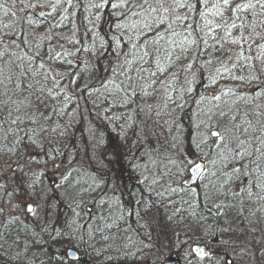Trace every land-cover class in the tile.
<instances>
[{
	"label": "trees",
	"instance_id": "1",
	"mask_svg": "<svg viewBox=\"0 0 264 264\" xmlns=\"http://www.w3.org/2000/svg\"><path fill=\"white\" fill-rule=\"evenodd\" d=\"M91 2L92 0H80L76 13L68 21H63L60 15L49 17L43 23L41 21L44 18L31 17L39 26L29 27L28 31L34 33L37 38L48 35L50 24L62 25L53 30L55 35L50 41H44L41 55L45 59L48 58L49 45L62 54L59 59L52 61V66L65 72L64 85L69 99L65 100L64 96H61V107L57 114H53L50 109L41 110L45 116L51 117L46 126L57 129L54 133H45L50 142L45 144V148L58 150L59 154L55 159L61 167L56 173V180L60 185L58 190H64L61 197L64 205L48 212L49 219L47 216H41L40 219L32 218L31 215L22 216L24 223L14 226L12 237L18 235L19 248L27 249L24 264H159L158 258H163L164 264H189V247L195 245L192 237L200 236L203 230L193 231L194 225L191 224L189 215L193 208L184 203L190 199L186 190L200 191V188L195 186L199 184L203 187L208 182L219 185L224 179L222 171L232 166L227 161L218 159L217 149L208 134L209 127H203L200 121L204 122L209 116H216L221 110L235 112L239 109L241 113L248 111L249 116L246 119H251L254 124L257 120L264 122V116L255 114L254 104L245 105L234 95H224L229 89L244 92L250 90L253 85H244L239 80L231 79L228 74L217 77L218 82L212 84L208 67H200L205 58L199 57L195 49L185 56L178 47L170 43L173 39L170 35H165L158 45H153L160 48L157 59L167 71H156L153 65L151 70L156 71L155 76L138 79L141 76L147 77L152 62V57L144 58L148 63L140 61L142 49L138 51L133 47V44H141L143 37H140L138 32L129 31L122 40H118L121 30L116 25L128 23L127 18L114 15L110 6L91 8ZM95 2L98 3L99 0ZM8 3L11 7V0H8ZM97 13L99 17L93 25L90 20ZM21 15L23 13L17 11L16 16H12L11 12L4 16L0 11V26L16 22ZM142 19L138 21L141 28ZM196 19L194 14L188 23L195 24ZM258 20L264 21V15ZM248 22L251 23L250 20ZM257 30L264 32V27L258 26ZM238 31L234 30V34ZM148 35L154 38L152 33ZM161 35H164L163 31ZM129 36L134 39L130 41ZM175 39L179 40L180 37ZM260 43H264V36L255 41V44ZM66 53L71 55H65ZM20 54L23 55V51ZM125 60L136 61L134 70L128 73L132 78L131 82L121 73L120 64ZM67 61H71V65ZM189 64L192 65L191 68L188 67ZM247 72L248 69L245 68L244 73L237 71L235 75ZM71 73H75L72 77L75 80L73 84H69ZM152 80L156 83L152 84ZM85 85L89 86L87 90ZM214 92L222 97L219 109L215 107L218 102L211 98ZM256 103L264 104V100H258ZM201 135L207 138V143L197 148L196 143ZM30 143L25 140L20 145L21 159L29 161L26 166L34 170L37 167L44 169L48 157L40 148L25 147ZM181 157L190 164L195 162L196 157L203 158L205 162L203 174H208L191 188L184 184L183 178L188 174V170L182 167ZM15 159V156H0V162ZM151 161L169 163L170 167H177L180 175H175L174 179H180L183 188L180 183L177 192H166L163 201L158 198L156 191L174 186H171L169 181L166 182L164 177L152 179L147 175L141 176V172L138 173L141 167H148ZM173 161L176 163H172ZM47 167H53L51 161H48ZM81 171L97 179L94 182H97L96 185L87 184L81 179ZM213 172L217 175H211ZM250 179L251 176L246 178ZM154 180L157 183L153 184ZM221 199L228 203L231 197L225 199L222 196ZM88 201L92 208L90 211L83 207ZM260 203L264 205V201L245 198L243 216L238 214L240 205L237 203V207L229 210L226 216L209 218L204 229L210 234L200 241V245L204 246L206 243L211 249L224 252L220 241L227 240L228 234L221 235V230L229 227L233 221L236 223L238 219H241V223L237 224L245 229L244 217L249 216L250 212H255ZM177 208L180 212L176 213L170 222L168 216ZM137 211L141 214L137 215ZM196 211L199 212L200 209L196 208ZM86 212L89 216L84 218ZM54 215L57 217L55 223ZM182 216L186 219L181 220ZM257 218L259 217H250L253 220L251 226L257 229L256 233L249 237L253 245L264 230V219L260 224H256ZM163 222L176 229V242L170 249L167 247V253L161 250L155 253L154 247L150 245L151 238L157 233L155 228H161ZM56 232L63 235L53 239ZM142 238L143 244L140 241ZM186 240L187 243H184ZM19 248L8 249L11 258L0 256V264H20L15 256ZM67 248L78 251V261L71 262L66 259L64 251ZM150 252L153 255H149ZM171 253L176 254L175 259L168 262L167 256ZM152 258H155L156 262ZM227 258H232L229 249ZM243 259L251 260V263L255 264L250 257ZM201 264H208V261L204 260Z\"/></svg>",
	"mask_w": 264,
	"mask_h": 264
},
{
	"label": "snow or ice",
	"instance_id": "2",
	"mask_svg": "<svg viewBox=\"0 0 264 264\" xmlns=\"http://www.w3.org/2000/svg\"><path fill=\"white\" fill-rule=\"evenodd\" d=\"M78 5L80 0H11L10 7L8 0H0V11L4 16H8L10 12L12 16H16L17 11L23 13L16 22L0 26V156L16 157L15 160L0 162V250H5L0 251V256L11 258L8 249L19 248V236L13 238L12 230L14 226L24 223L21 217L29 215L38 217L40 204L37 200L42 194L38 182L47 168L48 161L52 162L54 169L61 167L55 159L59 154L58 150L45 148V144L50 143L45 133H54L57 129L46 126L51 117L45 116L41 108L50 109L53 114H57L61 107V96L63 95L65 100L69 99L64 85L65 72L58 71L52 66V61L59 59L62 54L56 52L54 46L49 45L48 58L45 59L41 55V49L44 41H50L55 35L53 30L62 25L50 24L48 35L37 38L34 33L28 31L29 27L39 26L31 17H42L43 23L49 17L60 15L63 21H68L76 13ZM106 6L114 10V15L123 16L129 21L116 25L121 30L117 39L122 40L129 31L138 32L143 41L141 44H133V47L138 51L142 49L139 60L148 63L144 58L152 57L147 77L141 76L138 79L153 77L156 71L162 73L167 71L157 59L160 48L153 45H158L165 35H170L173 37L170 43L178 47L185 56L190 55L195 49L199 57L205 58L204 64L200 67L202 69L208 67L212 84L218 82L217 77L228 74L231 79L239 80L244 85H253L248 91L235 92L229 89L224 95H234L245 105L254 104L255 114L264 116L262 111L264 104L256 103L258 100H264V43L255 44L257 39L264 36V32L257 30L258 26L264 27V21L258 20L264 15V0H99L98 3L92 0L90 3V7L95 9ZM194 14L197 18L195 24L188 23ZM98 17L99 13L90 20V23L94 25ZM140 18H143L142 28L138 24ZM237 29L239 31L234 34V30ZM161 31L164 35H161ZM148 33H152L154 38H150ZM177 36L180 37L179 40L175 39ZM133 39V36H129L130 41ZM226 45L232 47L226 48ZM22 51L23 55L20 54ZM67 63L71 65V61ZM135 64V60H125L120 64L121 73L125 74L130 82L132 78L128 73L134 70ZM153 65L156 71L151 70ZM188 67L191 68L192 65L189 64ZM245 68L248 69L247 74L235 75L237 71L244 73ZM74 76L75 73L70 74L69 84L75 83L72 79ZM151 83L155 84L156 81L152 80ZM88 87L85 85V90ZM211 98L218 102L215 107L219 109L221 95L214 92ZM218 114L227 118L228 122L225 124L217 122L209 134L217 149L218 159L222 162L227 161L232 166L222 171L224 179L219 185L208 182L203 187L199 184L195 186L200 188V191L186 190V195L190 199L184 203L193 208L189 214L191 224L194 225L193 231L203 230L200 236L192 237L195 246L189 247V264H201L204 260H207L208 264H235V260L227 258L229 248L241 259L250 257L255 264H264V230L260 238L255 240V245L249 239L257 231L251 226L253 220L250 219L256 216L255 212H250L249 216L244 217L245 229L240 235L245 233L247 235H244L243 240L240 239V235H233L231 226L221 230V235L228 234L227 240L220 241V247L225 249L224 252L213 250L206 243L203 247L200 246V241L210 234L204 229L209 218L226 216L229 210L237 207V203L240 205L237 209L238 214L243 216L245 198L264 201V122L257 120L254 124L251 119H246L249 112L241 113L239 109L235 112L221 110ZM211 120L212 116H209V122ZM25 140L31 142L25 147L40 148L48 157L44 170L38 172L30 166L26 167L29 161L20 157V145ZM206 143L207 138L201 135L196 147L200 148ZM180 162L190 173H199L200 164H190L183 157ZM175 175H180V171ZM211 175L215 176L217 173L213 172ZM249 176L251 179L246 180ZM197 179L200 177L197 176ZM152 183L155 184L157 181L154 180ZM180 187L183 188V182ZM177 191V188L169 186L163 191H156L155 195L163 201L166 192ZM21 192L28 200L25 201L19 195ZM222 196L225 199L230 196L231 200L225 203V200L221 199ZM196 208L200 211H196ZM261 208H264V205H261ZM178 212L180 209H175V212L168 216V220L171 222ZM136 214L141 213L137 211ZM184 219L186 217L182 216L181 220ZM255 223L260 224L261 219L257 218ZM62 235L63 233L56 232L52 238ZM184 243H187V240ZM26 251L27 249L19 248L15 254L20 264H24L26 260Z\"/></svg>",
	"mask_w": 264,
	"mask_h": 264
},
{
	"label": "rangeland",
	"instance_id": "3",
	"mask_svg": "<svg viewBox=\"0 0 264 264\" xmlns=\"http://www.w3.org/2000/svg\"><path fill=\"white\" fill-rule=\"evenodd\" d=\"M200 122H202V120ZM217 122H220L221 124H225L228 122V120L225 117H220L219 114H217L216 116H212L211 122H209V119H207L206 121H204L203 124L202 123H200V124H202L203 127H207L205 125H208V127H209L208 128V134H209L210 129L214 128V126L216 125ZM209 136H210V134H209ZM210 139L213 141V138L211 136H210ZM147 166L148 167H146V166L141 167L138 170V173H140V172L142 173L141 176L147 175L148 177H150L152 179H156V178L158 179V177L160 179V178L164 177L166 182L169 181L168 183L171 186H174L176 188L181 183L180 179H176V180L174 179V176H175L174 173L177 172V167H175V166L170 167L169 163H157L154 161H151V163L148 164ZM43 168H45V167H43ZM41 170H44V169H41L40 167L36 168V171H38V172ZM57 171H58V169H54L53 167H51V168L47 167L46 170L43 171V174L40 176V179L38 182V187L40 188L42 194L37 200V202L40 204V209L38 212V217H32L31 216L32 218L40 219L41 216H43V217L47 216L48 217L47 219H49L50 216L48 215V212H52L55 208H58L59 206H60V208L63 207L64 204H63V200L61 197H63V195H64V190H58L60 188L56 187V185H58L57 180H56ZM206 174H208V173L205 172L200 177L199 180L201 181V179L204 176H206ZM79 175H80V178L85 180L87 184H90V183L92 184L95 181H97V179H94V177H92L90 175H86L82 171L80 172ZM171 176H173V177H171ZM187 176H188V174L185 175V177L183 179L186 180ZM199 180H198V182H199ZM96 183H94V184L96 185ZM45 193H46V195H45ZM20 196H22L25 201L28 200V197L26 195H24L23 193ZM83 200L81 201V204H82ZM89 204H90L89 201L87 203L85 202V204L83 206L85 208V210L86 209L88 211L92 210L91 204H90V206H89ZM261 205H263V203H260L258 205V207L256 208V211H255L256 216L255 217H259L261 220H263L264 215H262V214H264V208H261ZM42 212L45 214H42ZM54 214H55V212H54ZM88 216H89V213L86 212V215H84V218H86ZM56 218H57L56 215H54L53 216V222L54 223H55ZM153 219H155V218H153ZM240 221H241V219H238V220H236V223H235V221H233L231 223V225H229L233 229V235H240L244 231V227L242 229L241 225H239L241 223ZM237 222L239 224H237ZM163 223L161 224L162 225L161 228H158V227L155 228V231H157V233L154 235V237L151 238L152 244L145 241V242H147L148 245L150 244L151 246L154 247L155 253L159 250H161L163 253H167L168 252L167 247L169 246V249H170V247H172L176 242V238H175V230L176 229L173 226L169 227L167 223H164V224ZM242 226H243V224H242ZM244 235H246V233ZM244 235H240V239L243 240ZM143 240H144L143 238L140 240L142 242V244L144 242ZM229 251H230V254L232 257L231 260H235V264H252L251 260L249 261V260H245V259H241V258L237 257L235 255V253H233L230 250V248H229ZM149 255H153L152 252H150ZM173 255H176V254L171 253L169 256H167L168 262L173 261L175 259V258L172 259ZM152 259L156 262L155 258H152ZM169 259H171V260H169ZM144 263L147 264L148 262H144ZM144 263H142V264H144ZM157 263L164 264V259L158 258Z\"/></svg>",
	"mask_w": 264,
	"mask_h": 264
},
{
	"label": "water",
	"instance_id": "4",
	"mask_svg": "<svg viewBox=\"0 0 264 264\" xmlns=\"http://www.w3.org/2000/svg\"><path fill=\"white\" fill-rule=\"evenodd\" d=\"M195 163L201 165L200 171H199V173H190L188 171L189 175L187 176V178L185 180V184L187 186L194 185L198 180L197 176L200 177V175L202 174V172L204 170V159L203 158L197 157ZM189 177H191V178H189ZM64 255H65L66 259L71 261V262H76L79 260V253L73 248L66 249L64 252ZM173 258H174V256L172 257V259ZM169 260H171V259H169Z\"/></svg>",
	"mask_w": 264,
	"mask_h": 264
}]
</instances>
